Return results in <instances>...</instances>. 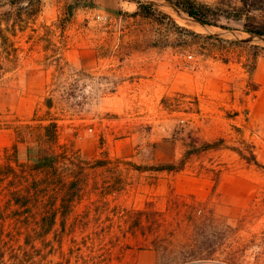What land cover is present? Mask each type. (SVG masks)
Here are the masks:
<instances>
[{
	"label": "rangeland",
	"instance_id": "obj_1",
	"mask_svg": "<svg viewBox=\"0 0 264 264\" xmlns=\"http://www.w3.org/2000/svg\"><path fill=\"white\" fill-rule=\"evenodd\" d=\"M145 1L196 32L264 46V36L240 30L241 21L220 20L233 29L207 25L168 0ZM95 2L94 8L79 9L62 30L55 22L66 0H44L38 22L53 27L49 36L54 43L66 45L59 50L45 42L33 47L28 33H20L15 37L21 47L18 62L2 61L0 164L4 148L16 140L15 126L36 124L40 118L58 122L61 150L71 149L84 160L108 161L107 167L90 171L84 195L70 211L60 204L58 185L41 188L48 199L35 195L31 227L6 222L5 238H12L9 244L18 255L5 260L163 262L161 252L150 247L154 235L133 234L128 228L134 211L150 204L164 211L156 239L169 248L168 259L217 252L216 259L201 263L230 264L228 257L236 258V264H264V55L250 78L242 62L226 63L205 53L193 36L185 47L150 45L151 34H169L172 42L178 37L165 24L143 20L137 25L117 14L136 10L134 0ZM234 48L248 62L252 51ZM56 52L63 53L61 61H54ZM165 96L180 99L179 109L165 108ZM48 97L53 98L51 107ZM31 139L18 144L23 163L36 143ZM204 140L217 142L216 147L189 154L183 171L150 169L182 156L191 144L202 147ZM236 148L254 150L262 166L247 162ZM6 198L0 186V210L15 216ZM195 206L213 215L207 221L203 214L189 213Z\"/></svg>",
	"mask_w": 264,
	"mask_h": 264
},
{
	"label": "trees",
	"instance_id": "obj_2",
	"mask_svg": "<svg viewBox=\"0 0 264 264\" xmlns=\"http://www.w3.org/2000/svg\"><path fill=\"white\" fill-rule=\"evenodd\" d=\"M137 3L136 10L130 12L128 10H119L117 14L120 17L131 18L137 25H141V21L149 20L165 24L168 29H173L178 37L177 42H172L168 35L159 36L156 34L150 35V45L161 47H185L192 40L190 36L199 38L201 42H196L206 51L207 54L218 55L221 60L228 63L231 61L242 62L244 67L249 72L250 78L257 67V59L264 55V46L259 44L249 43L241 39L225 38L215 34H204L196 32L186 26L179 24L175 18L168 12L160 9L153 2L145 0H134ZM171 4L187 13L190 17L207 24L219 26L222 18L228 20L241 21V31L264 36V0H219L216 4H209L198 0H168ZM44 0H0V68L3 59L10 63L16 64L21 57L20 46L17 45L15 37L20 33H28L31 44L37 47L40 43L45 42L46 45H52L55 49H62L66 43L61 46L54 43L49 36V31L54 32L51 25L39 23V17L43 10ZM96 7L95 0H66V5L62 12L58 15L55 22L56 26L65 30L67 23L74 17L76 12L82 8ZM223 28L233 29L230 26L220 25ZM246 47L251 50V58L244 62L240 57L236 56L234 46ZM53 49V48H52ZM262 50V51H261ZM62 52H56L54 61H61ZM257 89V84L255 88ZM180 95V92L177 93ZM176 96H165L163 104L165 108L171 111L178 110L180 99L175 100ZM168 103V104H166ZM53 98H47V105L51 107ZM198 105V104H197ZM200 110V106H197ZM39 119V118H38ZM36 124H21L16 127V140L10 147L4 148L3 163L0 164V186L6 189V204L12 205L15 208L16 215L7 216V210H0V264H11L5 259L14 260L12 238H5L6 222L12 220L14 223L22 224L25 227H31L30 219L34 207L35 195L42 194L41 188H50L58 185L61 189L60 204L70 211L72 205L81 199L84 195L87 185L88 176L92 169L107 167L106 159L97 158L95 160H84L76 156L71 149L61 150L58 142V122L55 119H39ZM28 136L32 138L30 141L36 142L29 146L28 161L23 163L18 157V144L20 141H28ZM32 136V137H31ZM217 142L204 140L202 147L191 144L190 148L180 157H174L170 160H165L157 166H153L152 170L181 172L189 162V154L200 153L205 150L216 147ZM237 152L249 163L260 164L254 150L247 153L242 148H236ZM71 160V166L69 165ZM35 185V186H34ZM47 190V189H46ZM6 197V196H5ZM43 199L47 201V197L43 193ZM198 203V202H195ZM5 205V204H4ZM3 205V206H4ZM5 205L3 208H6ZM194 210V211H193ZM189 210V213L196 215L203 214L208 221L212 215H206L203 209L194 207ZM67 213V212H66ZM2 214V215H1ZM164 211L147 205L144 208H139L134 211L132 221L128 228L133 234L148 235L151 233L155 237L151 240L150 247H154L161 252V256L165 261L159 260L157 264H203L207 260L216 259L214 254L208 256L199 254L197 257L177 259H168L169 248L161 247L158 244L156 237L162 226V217ZM45 219V218H44ZM53 220L55 218H52ZM209 223H206L208 226ZM14 255V256H12ZM165 257V258H164ZM167 259V260H166ZM9 260V259H8ZM230 264H236V258L226 259ZM198 261V262H196Z\"/></svg>",
	"mask_w": 264,
	"mask_h": 264
},
{
	"label": "bare ground",
	"instance_id": "obj_3",
	"mask_svg": "<svg viewBox=\"0 0 264 264\" xmlns=\"http://www.w3.org/2000/svg\"><path fill=\"white\" fill-rule=\"evenodd\" d=\"M167 6V5H166ZM168 9V8H167ZM170 11H172V10H170ZM173 13V12H172ZM177 15V14H176ZM176 15H175V17H176ZM177 16H179V15H177ZM181 17V16H180ZM183 17V16H182ZM208 28V27H207Z\"/></svg>",
	"mask_w": 264,
	"mask_h": 264
},
{
	"label": "crops",
	"instance_id": "obj_4",
	"mask_svg": "<svg viewBox=\"0 0 264 264\" xmlns=\"http://www.w3.org/2000/svg\"><path fill=\"white\" fill-rule=\"evenodd\" d=\"M149 251H152V250H149Z\"/></svg>",
	"mask_w": 264,
	"mask_h": 264
}]
</instances>
